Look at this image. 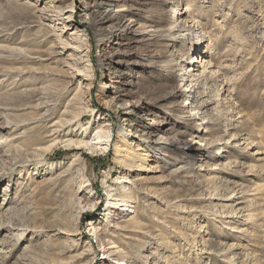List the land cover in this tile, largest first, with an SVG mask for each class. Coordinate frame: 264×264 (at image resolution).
<instances>
[{
	"label": "rangeland",
	"instance_id": "374dc122",
	"mask_svg": "<svg viewBox=\"0 0 264 264\" xmlns=\"http://www.w3.org/2000/svg\"><path fill=\"white\" fill-rule=\"evenodd\" d=\"M0 142V264H264V0H0Z\"/></svg>",
	"mask_w": 264,
	"mask_h": 264
},
{
	"label": "bare ground",
	"instance_id": "6f19581e",
	"mask_svg": "<svg viewBox=\"0 0 264 264\" xmlns=\"http://www.w3.org/2000/svg\"><path fill=\"white\" fill-rule=\"evenodd\" d=\"M192 5L191 4H188L187 6H186V8H185V11L183 12V14H191L192 13ZM67 11H70V9H66ZM85 15L87 16V14L85 13ZM113 17H111V16H108V20H111ZM104 19H105V17L104 18H98L97 19V22H96V26L97 25H99V26H101V22L103 21V23H104ZM173 21L175 20L174 18L172 19ZM177 20V19H176ZM107 21V20H106ZM105 21V22H106ZM79 51H81L80 49H78ZM187 81H189V78H187ZM106 126V124L105 123H103L102 124V128L103 127H105ZM128 134V136L129 135H131V134H133V133H127ZM95 139H96V141H94L95 142V144H102L103 145V147H102V145L100 146V145H98V148H102V149H106V145H108V143L111 141V134L108 132V130L107 131H105V130H101V128L100 129H98V131L96 132V136H95ZM119 140H121L120 141V144L119 145H116V146H114V150H115V152H126V153H129V154H135V152L136 151H138V150H143V149H140V147L139 146H137V147H131V149H127V148H124V147H122L123 149H121V146L122 145H125L126 147H128L125 143L128 141L127 140V138L124 136V135H122V134H119ZM0 143H2V142H0ZM130 165V164H129ZM142 167V166H141ZM123 180V179H122ZM123 182H125V183H129L130 181L129 180H127V179H124L123 180ZM125 197V196H124ZM129 200H128V198H127V200L126 199H124V198H120L119 199V201H118V203H117V205H111V206H113V207H115V206H117V207H121L120 208V210L122 211V210H126V211H129V208H128V204H127V202H128ZM116 207V208H117ZM131 212V211H130Z\"/></svg>",
	"mask_w": 264,
	"mask_h": 264
}]
</instances>
